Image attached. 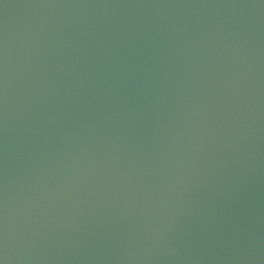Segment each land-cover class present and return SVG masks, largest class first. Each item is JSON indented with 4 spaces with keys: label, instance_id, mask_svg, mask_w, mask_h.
<instances>
[{
    "label": "water",
    "instance_id": "1",
    "mask_svg": "<svg viewBox=\"0 0 264 264\" xmlns=\"http://www.w3.org/2000/svg\"><path fill=\"white\" fill-rule=\"evenodd\" d=\"M0 264H264V0H0Z\"/></svg>",
    "mask_w": 264,
    "mask_h": 264
}]
</instances>
